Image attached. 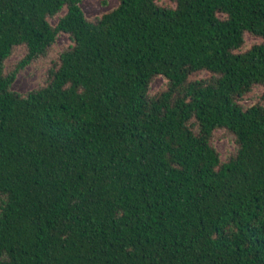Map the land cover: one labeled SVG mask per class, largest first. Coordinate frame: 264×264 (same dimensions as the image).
Here are the masks:
<instances>
[{
	"label": "trees",
	"instance_id": "16d2710c",
	"mask_svg": "<svg viewBox=\"0 0 264 264\" xmlns=\"http://www.w3.org/2000/svg\"><path fill=\"white\" fill-rule=\"evenodd\" d=\"M81 1L0 0V264H264V0Z\"/></svg>",
	"mask_w": 264,
	"mask_h": 264
},
{
	"label": "rangeland",
	"instance_id": "374dc122",
	"mask_svg": "<svg viewBox=\"0 0 264 264\" xmlns=\"http://www.w3.org/2000/svg\"><path fill=\"white\" fill-rule=\"evenodd\" d=\"M118 4L119 0H82L80 7L85 17L89 20H93L99 17L101 14L116 8ZM159 4L166 7H174V4L171 0H160ZM54 20H51L52 24L55 23ZM258 42L259 39L251 35H246L244 46L240 51H244ZM70 45L71 42L66 35H59L54 46L50 49L48 55L45 58L32 62L17 72L16 78L12 83L11 90L24 95L27 92L42 86L48 68L56 63L59 54ZM24 55V49L22 47L17 48L16 51L6 61L5 71L10 72L16 68V65L23 59ZM204 77H206V74L202 73L197 77H194V79H201ZM166 87V79L163 77H156L149 86V94L152 96L153 94L161 92ZM262 93V88H254L252 93L248 94L243 100L240 101V105H242L244 108L252 106L256 103ZM212 144L218 152L219 158L222 162H226L228 157L236 151V144L233 138L223 130H217L214 132Z\"/></svg>",
	"mask_w": 264,
	"mask_h": 264
}]
</instances>
